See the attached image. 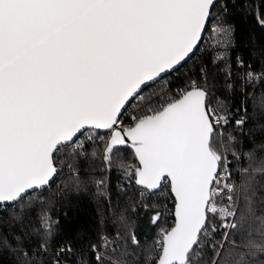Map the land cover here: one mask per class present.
Wrapping results in <instances>:
<instances>
[{"label": "snow or ice", "instance_id": "obj_1", "mask_svg": "<svg viewBox=\"0 0 264 264\" xmlns=\"http://www.w3.org/2000/svg\"><path fill=\"white\" fill-rule=\"evenodd\" d=\"M229 3L0 0V213L21 227L12 240L24 264H125L108 255L121 245L119 232L101 234L86 253L78 250L85 236L58 243L59 221L44 210L65 168L79 189L77 162L95 157L87 147L97 142L109 168L121 151H131L137 164L120 167H131L146 211L156 207L152 198L174 201V223L161 230L151 264H221L225 245L237 247L246 219L238 208L243 201L252 212L256 190L264 189L257 180L264 159L244 153L248 167L239 169L236 183L232 161L241 160V139L224 129L232 123L245 136L248 109L230 120L223 101L213 108L203 66L199 81L189 76L176 95L165 91L156 106L145 103L155 95L149 89L185 71L206 37L213 47L233 46L236 29L222 19ZM255 18L264 28V11ZM218 61H226V52L217 53ZM237 65L244 68L239 57ZM248 69L244 80H264V73ZM33 208L37 218L26 222ZM161 215L154 211L149 223L157 225ZM128 238L139 246L135 233ZM29 241L34 244L24 251ZM246 247L264 252V243L249 240Z\"/></svg>", "mask_w": 264, "mask_h": 264}, {"label": "trees", "instance_id": "obj_2", "mask_svg": "<svg viewBox=\"0 0 264 264\" xmlns=\"http://www.w3.org/2000/svg\"><path fill=\"white\" fill-rule=\"evenodd\" d=\"M257 11H264V0H230L227 14L222 19L225 25L231 24L236 29L233 46L227 49L216 48L213 47L211 36L206 37V43L200 45L201 52L186 65L185 71L168 78L167 83L161 82L154 89H149L148 92H154L155 95L151 101L145 102L156 106L165 91L170 96L176 95L185 87L189 76L199 81L200 67H205L207 90L213 108L218 107L217 101H223L230 120L239 119L244 115L242 109L245 107L248 109L245 136L240 137L239 130L232 123L224 129L225 134L231 132L241 139V146L236 148L241 154V160L239 163L232 161L236 183H240L241 180L239 169L248 167L244 153L253 152L256 161L264 159V148L260 147L264 145V80L249 83L243 79L249 65L250 70L264 73V28H261L255 18ZM218 52H226V61L214 62ZM237 57L244 61V68L237 65ZM189 68L191 71H187ZM229 70L231 75L228 74ZM229 85L232 87L229 88ZM103 148V144L99 142L90 144L87 152L90 154L95 150L96 156L89 155L78 160L79 189L73 187L76 181L67 168L64 169L45 197V203L51 201V207L44 210L51 214L54 221H59L58 225H54L58 243L65 241L75 243V237L85 236L87 239L79 241L81 247L78 250L87 253L88 246L91 243H98L101 234L115 238L119 232L122 238L121 245L117 247L115 253L109 252L108 255L113 259H122L125 264H151L155 256V245L159 240V228L168 229L174 221L172 215L174 201L167 195L165 198H152L151 204L156 207L146 211L143 207L146 201L139 197V186L134 183L131 167L127 169L120 167L121 164L126 166L137 164L131 151H121L119 160H114L109 168L103 160ZM229 159H232L231 156ZM98 180L104 181L99 187L95 183ZM257 180L264 184V177L257 175ZM256 195L259 198L254 199L251 213L241 201L238 215L243 212L246 217L244 229L236 240L237 247L230 248L225 245L226 251L222 253L221 264H241L242 255V264H264V252L246 247L249 240L256 244L264 243L262 240L264 189H257ZM38 211L39 209L35 208L29 210L24 217L25 221L34 223ZM154 211H160L162 214L157 225L149 223ZM20 231V225L14 223L8 213H0V264H24V257L19 254L20 249L12 240ZM129 233H135L139 246L131 244ZM4 240L10 247L3 243ZM33 244L34 241H29L23 250L30 251ZM124 249L127 254L122 256L121 251Z\"/></svg>", "mask_w": 264, "mask_h": 264}, {"label": "water", "instance_id": "obj_3", "mask_svg": "<svg viewBox=\"0 0 264 264\" xmlns=\"http://www.w3.org/2000/svg\"><path fill=\"white\" fill-rule=\"evenodd\" d=\"M173 211H174V206H173ZM173 223H174V221H173ZM173 223H172V225H173ZM172 225H171V226H172ZM171 226H170V227H171ZM170 227H169V228H170Z\"/></svg>", "mask_w": 264, "mask_h": 264}, {"label": "rangeland", "instance_id": "obj_4", "mask_svg": "<svg viewBox=\"0 0 264 264\" xmlns=\"http://www.w3.org/2000/svg\"><path fill=\"white\" fill-rule=\"evenodd\" d=\"M164 227H161V228H159V231H161V229H163Z\"/></svg>", "mask_w": 264, "mask_h": 264}, {"label": "built area", "instance_id": "obj_5", "mask_svg": "<svg viewBox=\"0 0 264 264\" xmlns=\"http://www.w3.org/2000/svg\"><path fill=\"white\" fill-rule=\"evenodd\" d=\"M233 180H234V177H233ZM161 232V231H160Z\"/></svg>", "mask_w": 264, "mask_h": 264}]
</instances>
